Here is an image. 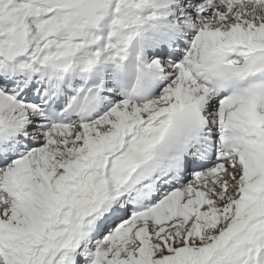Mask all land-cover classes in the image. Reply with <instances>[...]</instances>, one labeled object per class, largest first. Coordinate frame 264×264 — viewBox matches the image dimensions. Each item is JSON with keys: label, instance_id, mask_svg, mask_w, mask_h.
Segmentation results:
<instances>
[{"label": "snow or ice", "instance_id": "snow-or-ice-1", "mask_svg": "<svg viewBox=\"0 0 264 264\" xmlns=\"http://www.w3.org/2000/svg\"><path fill=\"white\" fill-rule=\"evenodd\" d=\"M0 264H264V0H0Z\"/></svg>", "mask_w": 264, "mask_h": 264}]
</instances>
